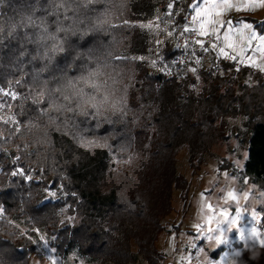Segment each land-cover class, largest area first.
Returning <instances> with one entry per match:
<instances>
[{
  "label": "trees",
  "instance_id": "16d2710c",
  "mask_svg": "<svg viewBox=\"0 0 264 264\" xmlns=\"http://www.w3.org/2000/svg\"><path fill=\"white\" fill-rule=\"evenodd\" d=\"M157 7L0 0V264H32L36 231L64 260L159 264L162 220L173 190L187 187L179 151L200 161L239 117L245 174L264 188L262 77L221 59L196 75L165 73L174 39L155 43L138 25ZM175 13L170 25L182 19ZM260 255L262 247L235 264Z\"/></svg>",
  "mask_w": 264,
  "mask_h": 264
},
{
  "label": "rangeland",
  "instance_id": "374dc122",
  "mask_svg": "<svg viewBox=\"0 0 264 264\" xmlns=\"http://www.w3.org/2000/svg\"><path fill=\"white\" fill-rule=\"evenodd\" d=\"M195 2L154 0V5L159 7L138 25L150 34L155 43L160 42L161 34L165 40H171L173 25L170 23L173 20L170 14L175 10L176 17H183L186 12H191L193 16L192 5ZM169 4L173 5L171 9ZM164 8L166 17L163 21L161 9ZM211 18L219 19L225 25L219 28V39L215 35L203 36L219 44L215 48L219 54L216 59L227 63L235 61L240 66L254 69L262 77V81L256 84L264 94V40H261L264 37V6L241 10L232 8L219 17L213 13ZM200 19L197 18L196 27ZM228 22H231L230 29ZM243 24L253 27L240 30ZM226 30L227 37L224 36ZM220 47H224L227 56L219 53ZM153 57H147L144 61L153 66ZM209 65L191 64L186 70L194 68L193 74L196 75L203 69L209 70ZM0 118L4 119L1 113ZM243 124L242 117L227 121L225 130L223 127L224 139L213 145L203 159H197L193 164L190 163L187 148L179 151L177 170L187 187L184 196L180 189L173 190L172 212L162 220L163 232L155 245L163 256L159 264H235L244 252L264 248V188L255 184L244 171L248 150L247 130ZM229 191L236 200L228 198L226 203V193ZM237 210L241 218L230 226L228 221L236 218ZM250 228L255 230L247 234ZM238 229L244 233L243 241ZM36 242L37 251L31 258L32 264H84L81 260L76 261V253H71L66 260L56 257L49 239L40 231H36ZM263 257H255L256 260L262 259L257 264H264ZM136 264L149 263L140 258Z\"/></svg>",
  "mask_w": 264,
  "mask_h": 264
},
{
  "label": "snow or ice",
  "instance_id": "6c2138e0",
  "mask_svg": "<svg viewBox=\"0 0 264 264\" xmlns=\"http://www.w3.org/2000/svg\"><path fill=\"white\" fill-rule=\"evenodd\" d=\"M256 6H264V0H196V2L192 5V9L195 12V15L192 16V23L196 24L197 23V18L200 17L201 19L199 20V26L198 27H189L188 25H185L184 27V32H193L197 36H207V35H215L217 39L220 38L219 34V28H223L225 25L222 21L219 19H212V14L214 13L216 17H219L222 15L224 11H227L228 9L235 8L236 10H241V9H248ZM173 7L172 4H169V9ZM170 14V13H169ZM208 25L209 27H206ZM228 27L229 29L231 28V22H228ZM251 24H243L242 29H252ZM224 36L227 37V30L224 33ZM253 36H255V33L253 32ZM261 40H264V37H261ZM197 44H200V46L203 48L204 47V41L203 40H196L194 41ZM187 46V42L186 45ZM213 49L217 47L215 43L211 45ZM207 51V49H205ZM219 53L221 55L227 56V53L225 52L224 47L219 48ZM228 58H233V57H228ZM200 61L197 60L196 63L198 64ZM190 71L195 72V69H190ZM2 91V90H0ZM5 95H9V93H5ZM12 98L15 99V94H11ZM2 107V105H0ZM5 123H8V121H4ZM13 122H15L13 120ZM227 176V173L224 174ZM231 198L233 200H236V197L233 195L231 191L226 193V199L225 202L227 203V199ZM211 207V206H209ZM241 218V214L239 210H237L236 218L228 221L229 225L231 226L232 224L237 223V220ZM252 230H255V228H250L247 231V234L250 233ZM237 231L240 232V239L243 241V236L244 233H241V229H238ZM257 235H259L257 233ZM220 241L222 242L223 240L220 237Z\"/></svg>",
  "mask_w": 264,
  "mask_h": 264
},
{
  "label": "built area",
  "instance_id": "2783aa9c",
  "mask_svg": "<svg viewBox=\"0 0 264 264\" xmlns=\"http://www.w3.org/2000/svg\"><path fill=\"white\" fill-rule=\"evenodd\" d=\"M185 25L196 27L192 23L191 12H186L181 21L172 26V36L175 41L177 54L171 64L165 67L164 71L167 74H171L173 70H176L177 73H182L191 64L199 66L201 64H207L219 57L218 51H215V49L211 47L213 43L219 46L217 42H214L213 39L209 37L197 36L193 32H184ZM198 39L204 41L203 48L200 44L194 42ZM186 42L187 46H185ZM205 49H207V51H205ZM197 60L200 61L198 64L196 63Z\"/></svg>",
  "mask_w": 264,
  "mask_h": 264
}]
</instances>
